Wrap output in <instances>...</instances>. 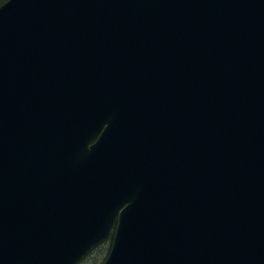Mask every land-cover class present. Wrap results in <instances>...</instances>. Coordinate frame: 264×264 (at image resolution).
<instances>
[{
	"label": "water",
	"instance_id": "water-1",
	"mask_svg": "<svg viewBox=\"0 0 264 264\" xmlns=\"http://www.w3.org/2000/svg\"><path fill=\"white\" fill-rule=\"evenodd\" d=\"M115 221L102 264H264V0L0 5V264Z\"/></svg>",
	"mask_w": 264,
	"mask_h": 264
},
{
	"label": "rangeland",
	"instance_id": "rangeland-1",
	"mask_svg": "<svg viewBox=\"0 0 264 264\" xmlns=\"http://www.w3.org/2000/svg\"><path fill=\"white\" fill-rule=\"evenodd\" d=\"M108 243L109 242L106 241V243H104L103 245H100L99 247L95 248L87 257H85L78 264H100L108 247Z\"/></svg>",
	"mask_w": 264,
	"mask_h": 264
},
{
	"label": "trees",
	"instance_id": "trees-1",
	"mask_svg": "<svg viewBox=\"0 0 264 264\" xmlns=\"http://www.w3.org/2000/svg\"><path fill=\"white\" fill-rule=\"evenodd\" d=\"M6 0H0V5L2 4V3H4ZM106 241H108V242H110V238L109 239H107V240H104L103 242H101V243H99V244H97V245H95L92 249H91V251H89L86 255H85V257H87L95 248H97V247H99L100 245H103L104 243H106ZM109 243H108V247H107V249H106V252H105V254H104V256H103V260H102V262L104 261V259H105V257H106V255H107V252H108V249H109ZM84 257V258H85ZM83 258V259H84ZM82 259V260H83ZM81 260V261H82ZM102 262L100 263V264H102Z\"/></svg>",
	"mask_w": 264,
	"mask_h": 264
},
{
	"label": "flooded vegetation",
	"instance_id": "flooded-vegetation-1",
	"mask_svg": "<svg viewBox=\"0 0 264 264\" xmlns=\"http://www.w3.org/2000/svg\"><path fill=\"white\" fill-rule=\"evenodd\" d=\"M95 141V139L94 140H92L91 142H90V144L91 143H93ZM115 225H116V221L114 222V224H113V226H112V229H114L115 228Z\"/></svg>",
	"mask_w": 264,
	"mask_h": 264
}]
</instances>
